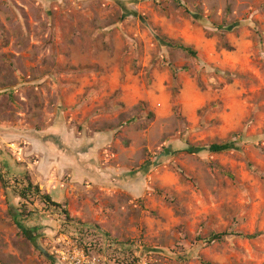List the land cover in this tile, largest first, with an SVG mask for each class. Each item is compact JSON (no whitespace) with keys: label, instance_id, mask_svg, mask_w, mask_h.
Here are the masks:
<instances>
[{"label":"rangeland","instance_id":"rangeland-1","mask_svg":"<svg viewBox=\"0 0 264 264\" xmlns=\"http://www.w3.org/2000/svg\"><path fill=\"white\" fill-rule=\"evenodd\" d=\"M180 3L0 0V264H264V0Z\"/></svg>","mask_w":264,"mask_h":264},{"label":"trees","instance_id":"trees-1","mask_svg":"<svg viewBox=\"0 0 264 264\" xmlns=\"http://www.w3.org/2000/svg\"><path fill=\"white\" fill-rule=\"evenodd\" d=\"M174 2L176 4H181L180 0H174ZM175 48L184 50L185 52H187L188 54L192 55V56H196V52L190 48V47H185L181 44H175L174 46ZM232 144L231 143H225V144H212L208 147V150L212 153H225L227 151H229L231 149ZM33 191H37L40 192L39 188L34 185L33 182H31L30 180L27 181V185L25 187H23L21 190L18 191V196L20 198H24L27 199V195H30ZM44 200L49 203L50 205L57 207V208H62V205L60 203H57L55 201H53L52 197L50 195H44ZM65 216L67 218H70V215L67 211V209H63L62 211ZM30 240H32L31 236H30V231L27 230V232L25 233ZM229 236H238V237H243V235L241 234H237V233H233L231 232H222V233H211L207 240V244H212L215 242H222L226 239V237ZM255 236H251L250 238H254ZM132 264V263H131Z\"/></svg>","mask_w":264,"mask_h":264},{"label":"built area","instance_id":"built-area-1","mask_svg":"<svg viewBox=\"0 0 264 264\" xmlns=\"http://www.w3.org/2000/svg\"><path fill=\"white\" fill-rule=\"evenodd\" d=\"M85 256H86V253L78 252V258H75V260H73L72 262H75V263L77 262L76 264H85L86 263Z\"/></svg>","mask_w":264,"mask_h":264}]
</instances>
